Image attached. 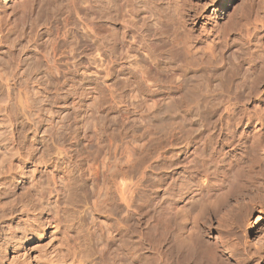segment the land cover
<instances>
[{"label": "bare ground", "instance_id": "obj_1", "mask_svg": "<svg viewBox=\"0 0 264 264\" xmlns=\"http://www.w3.org/2000/svg\"><path fill=\"white\" fill-rule=\"evenodd\" d=\"M115 19L114 14H103L99 18L101 24L96 21L74 35L72 67L78 74L73 84L75 135L64 151L63 159L59 160L65 166L48 178L47 183L38 181L35 184L33 178L29 179L27 169L30 165L36 169L33 158L38 143L35 145L24 139V128L15 124L10 103L0 100V240L3 246L12 249L21 247L26 264H31L30 259L39 256L40 253L38 256L35 253L37 247L46 246L51 248L53 256H47L44 264H57L58 260L71 264L68 258L75 255L76 249L65 235L59 237L62 234L59 223L51 217V220L46 219L51 226L46 227L47 224L39 218L44 209L41 208L42 201L47 197L56 200L65 188L77 193L84 188H98L100 196L104 194L101 201L122 204L127 209L138 203H150L156 210L164 205L174 208L177 202H187L188 193L193 189L210 192L214 187L222 188V185L227 187L225 192L233 193H229L231 196L224 193L226 195L220 198V204L225 205L231 198L244 195L250 186L264 183L261 158L264 118H261L259 127L253 128L254 118L251 115L246 118L244 136L237 147L234 146L232 154L220 164L210 154V148L226 141L223 133L225 103L234 101L242 103L243 107L248 106L263 93L264 59L259 54L257 56L261 58L245 57L262 37L259 40L253 37L250 48L247 44L248 47L241 48L243 45L238 47L230 35L227 37L230 36L231 40L225 38L227 29L226 34L221 35L225 36L223 42L226 39L221 44L226 47L223 57L212 62L201 60L196 64L193 59L197 50L191 45L195 34L194 37L190 33L181 37L177 25L165 18L161 27H152L136 35L137 39L129 40L114 28ZM234 47L242 50L231 51ZM94 64L95 71L91 70ZM191 71H206L208 77L204 91L200 77L191 76ZM4 84L11 97L17 86L16 79H5ZM174 93L190 102H186L190 107L186 105L190 120L184 109L176 108L178 105L171 98ZM18 96H21V90ZM158 101L163 102L162 107L148 113V119L154 129L165 131L167 137L144 139L136 120L142 111L154 109ZM132 112L135 113L133 116L130 115ZM236 124L231 122L235 132L240 129ZM182 167L193 168L194 173L206 170L205 177L201 182L193 178L195 175L176 182L172 179L175 178L174 170ZM20 185L22 190L17 196L15 189ZM45 191L50 197H45ZM161 191L168 196L159 201ZM17 200H22L23 204L27 202L24 205L29 206L21 214L14 211ZM247 206L245 215L242 213L244 216L240 215L238 220L241 227L235 236L238 240L230 246H234L236 254L245 255V259H239L236 264H264V204L258 203L252 213H248L251 210L248 211ZM157 214L155 229L158 230L162 210ZM17 220L18 227L15 226ZM161 257L157 253L154 264L166 263Z\"/></svg>", "mask_w": 264, "mask_h": 264}, {"label": "rangeland", "instance_id": "obj_2", "mask_svg": "<svg viewBox=\"0 0 264 264\" xmlns=\"http://www.w3.org/2000/svg\"><path fill=\"white\" fill-rule=\"evenodd\" d=\"M108 13L116 15L114 28L129 40L137 39L136 35L152 27H161L165 18L177 25L181 37L189 33L194 37L195 34L191 45L197 50L193 59L196 64L201 60L212 62L221 59L226 53V47L221 46L226 42V39L223 42L225 36L228 40L233 37L237 46L243 45L241 48L247 45L250 48L253 37L256 40L262 37L245 57L256 59L262 56L264 59V35L260 36L264 34V0H0V100L10 103L14 123L24 128V139L31 140L35 145L38 143L33 158L36 169L33 165L27 169L28 176H31L29 179L33 178L35 184L38 181L47 183L48 178L65 166L59 160L63 159L64 151L75 135L73 84L78 74L72 67L74 35L85 31L89 24L96 21L101 24L100 16ZM222 34L226 35L221 37ZM238 47L231 51L242 50ZM93 66L91 70L95 71V64ZM81 75L80 72L79 77ZM190 75H198L202 90L206 87V71H191ZM5 79H16L17 86L12 90L11 97L6 91ZM20 90L21 96H18ZM262 91V97L252 101V106L243 107L242 103L234 101L225 103L227 110L224 112L223 133L226 141L210 148L214 161L220 164L232 154V149L244 136L247 117L251 115L254 118L252 128L260 126L261 118H264V87ZM171 98L178 105L176 108L184 109L186 118L190 120L191 115L186 108L189 101L181 98L179 93L172 94ZM158 102L154 109L142 111L136 120L137 129L144 139L150 136L167 137L165 131L154 129L148 119V113L162 107L163 102ZM231 122L237 123L240 129L235 132ZM214 149L218 150L217 153ZM261 158L264 167V151ZM189 168H177L172 179L177 182L195 175L193 178L201 182L206 170L194 173L193 168ZM21 185L25 186L24 183ZM21 185L15 189L16 194L22 190ZM257 185L250 186L244 195L234 196L225 205L220 204V198L227 193L233 195L232 192H225V185L214 187L210 192H201L196 188L189 191L187 202H177L174 208L162 205L157 211L150 203H138L127 209L122 204L101 201L104 194L100 196L98 188H84L78 193L65 188L56 200H49L47 196L50 197V194L45 191L47 199L42 201L44 206L41 208L44 209L40 211L39 218L47 224L46 227L51 226L46 221L51 217L59 223L62 232L59 237L65 235L76 249L75 255L68 258L71 264H154L157 253L166 261H163L165 264H236L239 259H245V255L236 254L234 246H230L238 240V237L235 238L241 229L238 220L245 215L246 205L248 211L251 210L248 213H252L258 203L264 204V183ZM27 186L30 187V184ZM158 195L159 201L168 196L164 191ZM24 204L22 200H17L14 204L16 214L29 208ZM159 210H162V220L157 230L155 223ZM1 241L0 264H26V255L22 256L21 247L12 249L3 246ZM50 250L47 246L37 247L35 253L36 256L40 253V257L30 259L31 264H44L47 256H53ZM47 251L50 253L47 254ZM41 257H44L43 260ZM58 263L63 264L59 260Z\"/></svg>", "mask_w": 264, "mask_h": 264}]
</instances>
